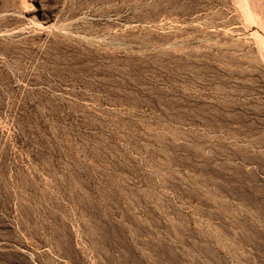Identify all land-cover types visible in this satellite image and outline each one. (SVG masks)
Masks as SVG:
<instances>
[{
  "label": "rangeland",
  "instance_id": "374dc122",
  "mask_svg": "<svg viewBox=\"0 0 264 264\" xmlns=\"http://www.w3.org/2000/svg\"><path fill=\"white\" fill-rule=\"evenodd\" d=\"M0 264H264V0H0Z\"/></svg>",
  "mask_w": 264,
  "mask_h": 264
}]
</instances>
